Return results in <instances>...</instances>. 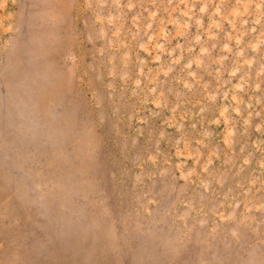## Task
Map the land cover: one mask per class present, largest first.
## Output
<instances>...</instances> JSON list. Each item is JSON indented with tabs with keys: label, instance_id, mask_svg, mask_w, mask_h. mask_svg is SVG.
<instances>
[{
	"label": "rangeland",
	"instance_id": "rangeland-1",
	"mask_svg": "<svg viewBox=\"0 0 264 264\" xmlns=\"http://www.w3.org/2000/svg\"><path fill=\"white\" fill-rule=\"evenodd\" d=\"M0 264H264V0H0Z\"/></svg>",
	"mask_w": 264,
	"mask_h": 264
},
{
	"label": "bare ground",
	"instance_id": "bare-ground-1",
	"mask_svg": "<svg viewBox=\"0 0 264 264\" xmlns=\"http://www.w3.org/2000/svg\"><path fill=\"white\" fill-rule=\"evenodd\" d=\"M69 226V225H68ZM71 226V225H70ZM70 228V227H69ZM97 251V250H96Z\"/></svg>",
	"mask_w": 264,
	"mask_h": 264
}]
</instances>
